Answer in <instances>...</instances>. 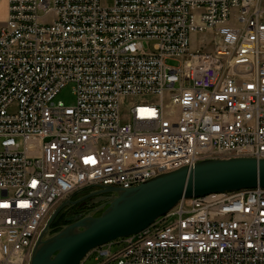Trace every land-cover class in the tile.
I'll use <instances>...</instances> for the list:
<instances>
[{
    "label": "built area",
    "instance_id": "1",
    "mask_svg": "<svg viewBox=\"0 0 264 264\" xmlns=\"http://www.w3.org/2000/svg\"><path fill=\"white\" fill-rule=\"evenodd\" d=\"M67 86L70 107L57 100ZM230 158L264 159V0H7L0 264H30L53 212L82 190ZM90 258L264 264V190L182 199Z\"/></svg>",
    "mask_w": 264,
    "mask_h": 264
},
{
    "label": "water",
    "instance_id": "2",
    "mask_svg": "<svg viewBox=\"0 0 264 264\" xmlns=\"http://www.w3.org/2000/svg\"><path fill=\"white\" fill-rule=\"evenodd\" d=\"M264 190V159L204 160L161 174L130 189L102 188L82 198L62 202L45 225L30 264H81L87 254L118 239L137 235L169 213L184 199L244 190ZM91 200L103 203L100 215H76L57 232L51 229L62 211Z\"/></svg>",
    "mask_w": 264,
    "mask_h": 264
},
{
    "label": "rangeland",
    "instance_id": "3",
    "mask_svg": "<svg viewBox=\"0 0 264 264\" xmlns=\"http://www.w3.org/2000/svg\"><path fill=\"white\" fill-rule=\"evenodd\" d=\"M100 2H101L102 6H104L106 8H109V7L112 6L113 0H100ZM190 40L192 41L190 43V46L196 47L198 38L193 36V37L190 38ZM166 64L168 66H176L177 62L172 61V60H168L166 62ZM57 100L62 102L67 107H70V106L74 105V100L75 99H74V95L72 93L71 87L67 86V87L63 88L61 90V92L58 94ZM83 264H98V263H96L93 258H90V259L86 260Z\"/></svg>",
    "mask_w": 264,
    "mask_h": 264
},
{
    "label": "flooded vegetation",
    "instance_id": "4",
    "mask_svg": "<svg viewBox=\"0 0 264 264\" xmlns=\"http://www.w3.org/2000/svg\"><path fill=\"white\" fill-rule=\"evenodd\" d=\"M89 192H85V193H82V194H79L78 196H73L71 198L72 201H76L80 198H82L83 196L87 195ZM101 205H103V203H100L98 205H91V200H87V201H84L82 203H80L79 205L77 206H74V207H70L64 211H62L61 213L62 214H65L67 215V219L69 217H72V216H76V215H93V216H98V214L100 212H97V209L99 207H101ZM51 229L53 230L54 228L51 227Z\"/></svg>",
    "mask_w": 264,
    "mask_h": 264
},
{
    "label": "trees",
    "instance_id": "5",
    "mask_svg": "<svg viewBox=\"0 0 264 264\" xmlns=\"http://www.w3.org/2000/svg\"><path fill=\"white\" fill-rule=\"evenodd\" d=\"M79 194H75L74 196H78ZM100 215V213L98 214ZM67 220V215L65 214H60L56 220L54 221L52 227L54 228L53 229V232H57L60 228H62L63 226H65L66 224H68V222L66 221ZM59 223V224H58Z\"/></svg>",
    "mask_w": 264,
    "mask_h": 264
},
{
    "label": "crops",
    "instance_id": "6",
    "mask_svg": "<svg viewBox=\"0 0 264 264\" xmlns=\"http://www.w3.org/2000/svg\"><path fill=\"white\" fill-rule=\"evenodd\" d=\"M7 19V0H0V28Z\"/></svg>",
    "mask_w": 264,
    "mask_h": 264
}]
</instances>
